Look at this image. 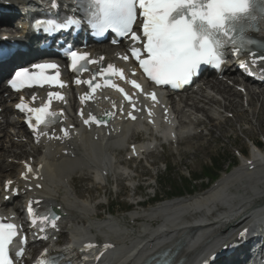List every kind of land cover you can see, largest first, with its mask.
<instances>
[{
  "label": "bare ground",
  "instance_id": "bare-ground-1",
  "mask_svg": "<svg viewBox=\"0 0 264 264\" xmlns=\"http://www.w3.org/2000/svg\"><path fill=\"white\" fill-rule=\"evenodd\" d=\"M257 37L264 40V20ZM123 51L125 47L114 49L107 45L87 49L92 70L100 71L109 64L124 69L129 63L124 61ZM58 71L67 78L61 61H58ZM230 81L232 79L206 82L196 88L194 95L187 94V98L181 95L178 102L163 95L158 107L154 110L144 107L138 122L131 126L123 124L115 115V98L99 94L94 104L84 107L79 103L72 114H69L71 104L64 111L67 116L58 111L61 126L37 139L18 135L21 126L9 119L13 105L5 106L0 99L3 108L0 111V149L7 152L2 156L4 161H0V171L6 173L0 175V213L9 210L16 199L22 207L33 204L57 210L61 219L44 235L38 249L39 252L42 248L75 252L79 260L73 264H146L168 249L175 252L177 263L200 264L209 260L216 248L240 238L245 230L246 236L264 231V151L258 152L253 147L257 142L251 138L255 129H261L264 120V90L258 91L254 84L243 86ZM82 82L87 91L85 80ZM242 88L244 92L240 91ZM81 91L70 87L67 96L72 94L76 99ZM31 97L40 102L48 99L42 94ZM256 104L259 106L255 107ZM104 113L112 118L102 128L84 125V119L91 121ZM230 115L232 119H228ZM143 121L155 125L146 129ZM244 122L251 128L244 130ZM176 125L180 129H174ZM233 126L240 128L252 143L250 154L201 195L163 202L143 211L138 210L140 205L136 202V211L122 221L115 218L110 207L105 209L106 216L101 215L102 202H98L92 192H88L85 199L77 193L75 177L79 174L92 178L96 190L102 191L105 197L112 185L117 188L116 194H121L124 181L130 185L136 182L141 176L130 169L129 162L122 156L127 144L128 148L133 145L132 154L147 160L155 156L158 145L153 137L157 136L165 144L178 147L176 154L180 157L191 151L193 157L205 150L207 135L213 137L217 130L216 139L220 140L224 131ZM62 128L68 130L67 136L61 135ZM142 137L145 139L136 142ZM175 137V142L168 143ZM29 148L32 153L28 152ZM19 157L27 159L16 162ZM130 188L133 197L135 190L138 192L137 187ZM15 191L18 196H14ZM15 209L20 211L18 207ZM59 230L65 237L63 247L57 246L61 238ZM86 243L92 245V249H84ZM227 264H240V259Z\"/></svg>",
  "mask_w": 264,
  "mask_h": 264
},
{
  "label": "snow or ice",
  "instance_id": "snow-or-ice-1",
  "mask_svg": "<svg viewBox=\"0 0 264 264\" xmlns=\"http://www.w3.org/2000/svg\"><path fill=\"white\" fill-rule=\"evenodd\" d=\"M92 3L99 5L103 14L102 21L94 27L100 32L111 28L137 45L130 47L131 55L138 61L148 80L157 86L171 85L177 89L189 85L201 65L219 67L222 61H226L225 53L229 46L237 50L256 43L245 35L246 29L243 26V22L251 17L253 0H92ZM137 4L141 10L139 15L143 19L136 27L142 31V35L133 27L137 18ZM260 11L264 13V7ZM253 56L257 59L264 58L255 53ZM70 58L74 71H79L81 61L88 60V57L78 55L75 51L70 53ZM123 59L127 60L128 57ZM33 67L36 72H30L26 68L16 71L9 86L19 91L20 85L31 84L33 81L41 85L43 82L53 85L57 83L59 73L46 74L48 69H56V64H36ZM107 71H114L113 65L109 64ZM118 75L124 79L122 71H118ZM87 83L93 91L99 86H93L92 81ZM131 83L133 88H141L136 81ZM151 98L156 100L154 93ZM57 99L62 97L58 96ZM17 110L25 112L20 104L17 105ZM27 112L36 113L35 125L31 120L27 121L33 134L46 135L44 128L39 125L47 127L45 117L53 114L48 113L45 108H28ZM128 115L136 119L132 113ZM83 122L87 125L90 120L84 119ZM92 122L101 125L108 121L92 118ZM61 131L65 136L68 135L67 131ZM15 235L12 224L0 225V264H12L11 260L4 258V253ZM245 236L246 230L240 234V238L244 239ZM165 264L171 262L166 261Z\"/></svg>",
  "mask_w": 264,
  "mask_h": 264
},
{
  "label": "rangeland",
  "instance_id": "rangeland-1",
  "mask_svg": "<svg viewBox=\"0 0 264 264\" xmlns=\"http://www.w3.org/2000/svg\"><path fill=\"white\" fill-rule=\"evenodd\" d=\"M258 106L259 105L256 104L255 107ZM228 117H229L228 119H232L231 115ZM242 128L245 130V128H251V125H249V123L244 122L242 123ZM218 135H219V131L217 130L213 132V137H209L207 135V137H205L207 140L206 148L204 146L205 150L197 152L196 156H193L194 158L191 155L192 151L189 152L188 154L186 153L187 155L180 157L175 153L178 147L164 146V148H157L155 156H150L146 160L147 163L144 162L140 164V166H136V164L133 163L129 164L130 165L129 167L132 168V170H134V168L137 167L136 168L137 173L139 175H142L141 178L137 179L136 182H134L131 185H133L134 187L138 185L140 186L145 185L144 187H147L146 186L147 183L153 184L154 187L147 190L143 188V191L146 190L145 194H150V195H152L154 192L158 193V197L162 202L168 200L171 201L170 198L173 196H178L180 192H183L181 195L183 198H189L190 196L191 197L198 196L207 192L213 186L214 183L213 179L215 178L218 179L222 177L224 173L228 174L232 172L233 165H235V167L239 166V163H241V159H242L240 157L239 152L243 151L246 154V158H247L250 154L249 152L251 149V143L240 132V128L238 127L233 126L230 129L224 131L223 136L220 140L216 139V136ZM263 137H264V120L261 124V129H257V130L255 129L253 131L251 138L258 143L261 141V139H263ZM144 139L145 137H142V139H138L136 140V142L142 141ZM173 148H175V150ZM183 148H185V146H183ZM29 149L28 152L32 153L31 148ZM4 154H7V152L5 150L0 149V161H4L2 160L5 159L2 157ZM38 154L39 152L36 155L37 157ZM8 157L10 158V156ZM19 158L20 159L16 160V162H19L22 159L24 160L27 159V157L25 158L19 157ZM157 158H163V159L160 160V162L159 161L157 162ZM216 160H221V164L223 165L222 171H224V173L221 172L223 174L220 177L219 175L221 173H218L219 175L215 177L206 176L205 174L207 173V171H210L212 170V168H214L213 164L215 163ZM154 162L155 163L157 162L156 163L157 168L156 167L148 168V165L150 166ZM4 174L6 173H2L0 171V175H4ZM156 175H157V179L155 182ZM78 177L81 178L79 179ZM89 179L93 181V179L87 175H81V174L77 175V177L75 178L77 193L82 196V199H85L89 196L88 192H92V195L98 198L97 199L98 202H102V204L108 202L107 207L106 205L102 206L103 209L100 210L101 215L106 216L105 209L110 207L111 211L114 213V216L117 217L118 219H122L123 221V219H126L129 214L136 211V208L132 205L136 202H134L135 201L134 197H131L132 189L128 187L130 186V184H128L127 182H123V189L121 194H116L117 188L116 186L112 185L110 192L105 197L102 191L100 192L96 190V186L95 184L92 183V181H86ZM190 185L192 186L193 190L191 188L189 189V187H191ZM188 189L192 190V193L189 192ZM182 197H180L179 199H181ZM149 209L146 207L140 209L138 208V210L140 211L149 210Z\"/></svg>",
  "mask_w": 264,
  "mask_h": 264
},
{
  "label": "trees",
  "instance_id": "trees-1",
  "mask_svg": "<svg viewBox=\"0 0 264 264\" xmlns=\"http://www.w3.org/2000/svg\"><path fill=\"white\" fill-rule=\"evenodd\" d=\"M214 165V168H216V169H214V168H212V170H210V171H207V173L205 174L206 176H217L218 175V173L220 172V171H222V167H223V165L221 164V160H216L215 161V163L213 164ZM215 171H214V170ZM191 186V185H190ZM190 188H192V186L191 187H189V189ZM188 189V191L189 192H192L191 190H189ZM182 194V192H180V194L179 195H181Z\"/></svg>",
  "mask_w": 264,
  "mask_h": 264
}]
</instances>
